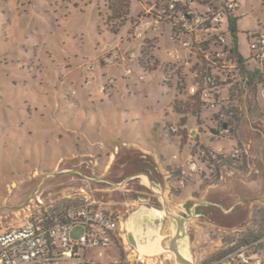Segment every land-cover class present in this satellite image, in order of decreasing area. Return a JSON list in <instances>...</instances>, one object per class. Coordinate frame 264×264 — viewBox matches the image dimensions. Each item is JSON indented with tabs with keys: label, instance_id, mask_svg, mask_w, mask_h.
<instances>
[{
	"label": "rangeland",
	"instance_id": "374dc122",
	"mask_svg": "<svg viewBox=\"0 0 264 264\" xmlns=\"http://www.w3.org/2000/svg\"><path fill=\"white\" fill-rule=\"evenodd\" d=\"M173 1L0 0V231L65 196L128 209L131 186L98 193L46 175L81 163L100 176L128 163L142 167L149 162L140 149L161 169L172 202L219 204L192 223L196 264H227L234 247L264 235V81L245 87L236 71L217 70L216 110L203 107L189 89L208 62L193 35L174 38L186 8L170 13ZM226 1L238 5L237 51L248 59L246 33L264 35V0ZM133 51L128 66L122 58ZM138 61L155 70L144 72ZM80 235L76 227L70 237ZM117 246L127 264H173L170 256L143 260L125 241ZM109 253L95 261L108 264Z\"/></svg>",
	"mask_w": 264,
	"mask_h": 264
},
{
	"label": "built area",
	"instance_id": "2783aa9c",
	"mask_svg": "<svg viewBox=\"0 0 264 264\" xmlns=\"http://www.w3.org/2000/svg\"><path fill=\"white\" fill-rule=\"evenodd\" d=\"M170 13H174L179 5L186 10L178 12L179 19L174 20V28L179 33H187L193 37V46L205 53L207 69L196 70L189 93L198 96L199 100L209 108L217 107V98L212 93L218 85L214 74L217 70L236 71V65L229 60L230 44L228 19L235 18L233 13L238 8L234 2L226 0H174L167 3ZM223 26L227 30H222ZM157 30V27H155ZM250 64L264 78V35L255 32L247 33ZM257 39L253 38L256 37ZM184 46H189L184 43ZM203 48V49H202ZM209 49V50H208ZM136 52L122 58L126 65L133 64ZM130 73L129 70H125ZM195 172L196 165L190 166ZM77 205L62 211L59 217L51 215L54 206L44 214L31 216L15 227L0 231V264H55L60 261L74 264H97L86 256L92 250L97 257L117 243L119 223L104 210L95 208L88 200L78 199ZM73 201V200H72ZM53 216V218H45ZM49 220V221H48ZM80 227L82 234L73 240L71 229ZM264 235L246 244L237 246L225 257L227 264H264ZM112 264H127L117 260Z\"/></svg>",
	"mask_w": 264,
	"mask_h": 264
},
{
	"label": "water",
	"instance_id": "95a60500",
	"mask_svg": "<svg viewBox=\"0 0 264 264\" xmlns=\"http://www.w3.org/2000/svg\"><path fill=\"white\" fill-rule=\"evenodd\" d=\"M137 151L140 152V160H148L149 164L135 167L139 164L128 163L114 167L110 175L100 176L87 167V173L83 172L81 163L46 177L51 178L52 182L62 179L58 184L77 182L102 192L131 186L133 189L126 194L130 196L132 205L122 215V233L130 251L143 260L153 261L170 256L173 264H196L191 236L192 223L204 216L206 210L220 208L219 204L214 203L210 197L205 200L188 198L171 204L165 196L166 180L161 169L148 155L140 149ZM244 202L247 201L239 200L235 204L241 206ZM232 209L221 208V211L228 214Z\"/></svg>",
	"mask_w": 264,
	"mask_h": 264
},
{
	"label": "trees",
	"instance_id": "16d2710c",
	"mask_svg": "<svg viewBox=\"0 0 264 264\" xmlns=\"http://www.w3.org/2000/svg\"><path fill=\"white\" fill-rule=\"evenodd\" d=\"M236 21H237V19L236 18H232V17H230L229 19H228V22H227V25H228V32H229V34H230V36H229V39H228V41H229V44H230V47H231V49H230V58H229V60L230 61H232L235 65H236V72H237V75H240V77H241V83H243V85H245V87L246 86H251V85H253V84H260V83H263V81H264V78L260 75V73L257 71V70H255V69H247V67H248V64L250 63L249 61H250V56H251V52H250V54H249V58L248 59H244L239 53H238V51H237V44H236V40H237V38H236ZM115 33H118V31L117 30H115L114 31ZM173 32H174V38H176V33L178 32V30L177 29H175L174 28V30H173ZM256 34H259V32L257 31V32H255ZM253 38H255V39H257V36L256 37H253ZM251 38H248V34L246 33V40H247V43H248V41L250 40ZM173 40V39H172ZM138 65H139V67L144 71V72H148V73H150V72H153L155 69L152 67H149L148 65H145L144 63H142V62H139L138 61ZM216 79V78H215ZM217 85H218V82H217ZM212 95L215 97V98H217V95H218V89H217V91H215L214 93H212ZM198 98V96H194V98ZM203 105V107H207V106H205L204 104H202ZM171 108H172V110L175 112V113H179L178 111H179V109L177 108V106H176V104H172L171 105ZM208 108V107H207ZM209 109H211V110H216V108H209ZM224 130H230V131H232V126H231V124L229 125V124H225L224 125ZM172 194H174V193H172ZM77 203H79V201L77 200H67V201H63V202H61V203H58V205L56 206V207H54V209L52 210V214L51 215H55L56 217H59V214H62V211H64V210H66V209H69V208H71V207H73V206H75V205H77ZM45 216V218H53V216H50V217H46L47 216V214L46 215H44ZM262 218H264V215L262 216ZM49 221V220H48ZM263 235H257V236H254L253 238H251L250 240H247V241H244V242H242V244H246V243H249V242H251V241H254V240H256V239H258L259 237H262ZM241 245V244H240ZM235 248V247H234ZM234 248H233V250H234ZM264 250V249H263ZM232 252V251H231ZM230 252V253H231ZM230 253H228V254H230ZM227 256V255H226ZM121 261H123V260H121Z\"/></svg>",
	"mask_w": 264,
	"mask_h": 264
},
{
	"label": "crops",
	"instance_id": "0c3cea01",
	"mask_svg": "<svg viewBox=\"0 0 264 264\" xmlns=\"http://www.w3.org/2000/svg\"><path fill=\"white\" fill-rule=\"evenodd\" d=\"M127 145H130L129 143L127 144ZM134 145H136V144H134ZM137 146V145H136ZM116 147H118V146H116ZM166 183H167V181H166ZM94 191H96V192H98V193H101L102 191H99V190H95V189H93V192ZM165 191H167V190H165ZM112 192H114V191H112ZM172 195V194H171ZM173 196V195H172ZM171 196V197H172ZM176 196H177V194H175L174 193V199H173V201H175L176 200ZM169 198L168 196H166V198H167V200L171 203V204H177V203H179V202H181V201H178V202H172L171 200H172V198ZM82 198H84V199H86V200H88V202L90 203V204H92L95 208H99V209H102V210H104L106 213H108V214H110V215H112L117 221H118V223H119V231H118V235H119V237H118V239H117V243L115 244V245H113L109 250H106V251H104V253L105 252H110L111 250H114L115 252H116V255H118V258L117 259H114V252L113 253H109V254H111V256H112V259H110L108 262V264H110V263H114L115 261H117V260H123L124 259V261H126L125 260V257L122 255V254H118L117 252V250H119L118 249V244H120L121 245V243H123L124 241H125V239H124V236H123V233H122V229H123V225H122V215H123V213H124V211H126V208L121 212L120 210H117V209H115L114 208V204H109V203H101L100 201H98L97 199H92L90 196H88L87 194L86 195H84V197H82ZM81 197H79V199H82ZM187 199L188 198H192V197H186ZM171 199V200H170ZM62 200H64V201H67V200H74V199H72V198H70V196H65ZM183 201V200H182ZM132 205V204H131ZM23 224V223H22ZM22 224H19L18 226H20V225H22ZM76 228V227H75ZM77 228H79V230H80V232H81V234H82V229L80 228V227H77ZM74 229V228H73ZM73 229H71V232H72V230ZM168 225H167V227H166V231H168ZM71 232H70V234H71ZM104 253H103V255H104ZM102 255V256H103ZM101 256V257H102ZM90 261H92V262H94V263H97V261H95L96 259H99L100 257H97V255H96V251H92V250H90L88 253H87V256H86ZM116 257V256H115ZM121 257V258H120ZM124 257V258H123ZM55 264H74V263H71V262H66V261H60V262H58V263H55ZM98 264V263H97Z\"/></svg>",
	"mask_w": 264,
	"mask_h": 264
}]
</instances>
